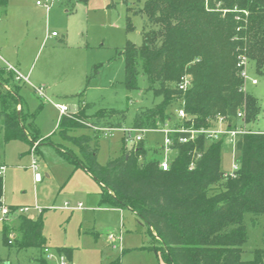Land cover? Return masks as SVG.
Wrapping results in <instances>:
<instances>
[{
	"label": "trees",
	"instance_id": "16d2710c",
	"mask_svg": "<svg viewBox=\"0 0 264 264\" xmlns=\"http://www.w3.org/2000/svg\"><path fill=\"white\" fill-rule=\"evenodd\" d=\"M7 2L0 0V7ZM127 11L145 19L142 43L128 41L120 51L123 84L135 88L142 71L147 89L160 97L153 106L136 112L132 128L155 129L164 123L172 128H208L214 126L217 115L226 117L231 127L237 126L236 110L245 99L248 132L235 138L237 169L230 175L222 167L225 135L209 140L197 134L180 143L178 135L188 134L177 132L169 134L173 156L166 170L159 166V158L147 156L142 140L134 149L122 147L119 156L100 164V130L94 127L120 128L122 123L113 116L122 113L101 111L87 116L88 104L62 114L57 125L61 137L75 144L79 154L53 145L62 158L99 182L102 201L129 208L150 228L160 243L155 251L169 264H264V230L263 246L254 250L251 259L242 258L247 240L244 217L264 214V131L251 128L261 106L252 94L240 90L237 67L238 55L245 54L255 72L264 76V0H144L141 7L129 6ZM126 24L132 28L129 17ZM6 73L0 67L5 137L32 143L42 138L34 124L35 112H23L18 86L11 85L15 75L10 70ZM185 74L190 75L191 84L182 91L177 84ZM175 101L185 112L180 120L170 108ZM82 127L93 132L72 134ZM2 186L0 176V205ZM17 218L19 235L9 242L10 229L5 226L3 242L18 248L39 247L43 252L47 246L41 218L24 214ZM56 251L71 260V247ZM40 264H48L44 254ZM110 264H120V259Z\"/></svg>",
	"mask_w": 264,
	"mask_h": 264
},
{
	"label": "rangeland",
	"instance_id": "374dc122",
	"mask_svg": "<svg viewBox=\"0 0 264 264\" xmlns=\"http://www.w3.org/2000/svg\"><path fill=\"white\" fill-rule=\"evenodd\" d=\"M143 1L8 0L5 7H0V67L7 74L8 63L23 76L14 79L11 85L18 86L23 112H35L34 124L40 135L45 136L32 143L6 138L0 117V164L6 165L2 174V200L5 205L28 207L22 214L32 219L41 218L42 236L48 248L71 247L73 257L66 264H110L117 258L120 264H169L155 251L160 243L150 228L127 207L102 201L99 182L82 167L62 158L53 145H63L79 154L76 145L63 139L57 130V103L64 104L69 113L88 104L84 111L87 116L101 111L122 113L113 118L115 121L119 118L120 128H132L138 110L159 102L160 97L147 89L142 71L135 88L123 84L120 51L128 41L142 43L145 19L142 14L128 12L127 7H141ZM127 17L131 29L127 27ZM248 65V74L257 83L247 82L246 90L261 106L251 128L264 131V76L256 73L249 62ZM35 88H41L42 96ZM0 90L5 91L1 85ZM178 103L175 101L170 108L177 109ZM177 119L181 118L177 116ZM82 132L90 133V130L82 127L72 134ZM234 141L224 140L222 167L226 171L237 159ZM141 143L147 156L159 159L165 156L162 132L146 129ZM135 145L124 141L119 128L108 135L102 131L97 161L104 164L119 156L122 147L130 150ZM166 156L170 160L173 151H168ZM32 158L37 161L40 181L34 180ZM66 203L82 206L63 209ZM17 217L14 213L0 221V264H40L43 252L39 247L18 248L3 242L5 226L10 229L7 235L9 238L12 234L11 240L19 235ZM244 223L247 240L242 246V258L249 260L254 250L263 246L264 214H246Z\"/></svg>",
	"mask_w": 264,
	"mask_h": 264
},
{
	"label": "built area",
	"instance_id": "2783aa9c",
	"mask_svg": "<svg viewBox=\"0 0 264 264\" xmlns=\"http://www.w3.org/2000/svg\"><path fill=\"white\" fill-rule=\"evenodd\" d=\"M37 3H39L37 1ZM49 5H46V9L48 10ZM226 9L222 10V13ZM54 34V32H53ZM248 58L246 57L245 54H240L237 57V67H238V74L239 77L241 78V86L240 90L243 92L245 95L247 93L246 90V84L247 82H250L251 84H256L257 79L255 77H250L248 74ZM7 70L13 71L15 73V78L20 79L23 76L19 73L17 69H15L12 65L7 63ZM24 80H27V77H24ZM191 84V77L188 74L182 75L178 81L177 87L178 89L184 91L186 90ZM35 91L38 95L42 96V91L41 88H35ZM57 108L59 110V113L62 114H68V109L65 105H57ZM175 112L178 117L183 118L185 117V112L182 107H178L175 109ZM235 117L239 120L240 124H237V126L231 127L229 125V121L226 117L222 115H217L215 120H214V126L208 127V128H199V129H192V128H186L183 126L180 127H170L167 123H164L162 126H159L153 130L160 131L164 134V145L162 146L163 152L165 153V156L160 159L159 166L163 169L166 170L168 169L169 166V159L167 158L166 154L168 151L171 149L169 148V145L172 143V139L169 137V134L177 132V133H187V136L183 135H178V141L180 143L189 141L194 139V137L197 134H202L204 135L207 139L209 140H215V139H220L221 136L225 135L227 139L229 140H235L237 135L241 133L248 132V126L245 121L246 117V103L245 99L243 100L242 104L240 107L237 108ZM96 129H99L100 131H103V133L106 135L110 134L114 129V127H94ZM123 132V139L125 142H130L133 144H136L138 141L142 140V134L146 129H141V128H119ZM135 132V134H133ZM235 143V141H234ZM233 143V147H234ZM31 149H34L33 147ZM31 169L34 173V180L35 181H40L42 180L39 172L37 171L38 166H37V161L35 158H32V163H31ZM190 167H193V164H190ZM238 165L236 162H233L231 165V169L228 170V174L233 175L234 171L237 169ZM5 170L4 165H0V176H2L3 172ZM81 203H78L75 206H70L67 203L63 205V209H80L81 208ZM28 210V207H16L13 211H10V208L6 206L3 201L0 205V221H4L8 218V216L16 213V214H22L25 211ZM12 234H9V242L11 241ZM112 239V238H111ZM113 240V239H112ZM115 241V240H114ZM115 247L116 244H113ZM43 254L48 262L50 264H66L67 259L63 253H59L56 251V249H50L45 247L43 249Z\"/></svg>",
	"mask_w": 264,
	"mask_h": 264
},
{
	"label": "crops",
	"instance_id": "0c3cea01",
	"mask_svg": "<svg viewBox=\"0 0 264 264\" xmlns=\"http://www.w3.org/2000/svg\"><path fill=\"white\" fill-rule=\"evenodd\" d=\"M16 79V78H15ZM27 80H28V78H27ZM28 82H29V80H28ZM56 105H64V104H59V103H57ZM19 108V107H18ZM69 113V112H68ZM73 113H75V112H73ZM60 116H61V114L59 113V118H60ZM88 130H90V133H88V132H85V133H87V134H91L93 131L91 130V129H88ZM258 130H260V129H258ZM261 131H263V130H261ZM100 132H102V131H100ZM54 133V132H53ZM85 133H80V134H85ZM80 134H78V135H80ZM42 137H45V136H43L42 135ZM53 144H55V143H53ZM58 145H60V144H58ZM55 147V146H54ZM56 149V148H55ZM57 151V150H56ZM0 165H4L5 166V169H6V165L5 164H0ZM45 176L47 177L48 176V174L47 173H45ZM3 201V200H2ZM6 206H10V205H6ZM14 207H17V206H14ZM129 209V208H128ZM130 210V209H129ZM120 211H121V209H120ZM132 211V210H131ZM133 212V211H132ZM116 240L117 239H115V244L116 245H118L117 244V242H116ZM114 247V246H113ZM114 248H116V246L114 247ZM72 257H73V253H72ZM67 259V258H66ZM71 260H72V258H71ZM71 260H68L67 259V261H71ZM48 264H50V262H48Z\"/></svg>",
	"mask_w": 264,
	"mask_h": 264
}]
</instances>
